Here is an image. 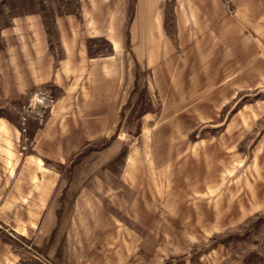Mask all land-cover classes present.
Instances as JSON below:
<instances>
[{"label":"rangeland","instance_id":"rangeland-1","mask_svg":"<svg viewBox=\"0 0 264 264\" xmlns=\"http://www.w3.org/2000/svg\"><path fill=\"white\" fill-rule=\"evenodd\" d=\"M0 264H264V0H0Z\"/></svg>","mask_w":264,"mask_h":264}]
</instances>
